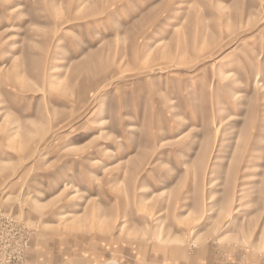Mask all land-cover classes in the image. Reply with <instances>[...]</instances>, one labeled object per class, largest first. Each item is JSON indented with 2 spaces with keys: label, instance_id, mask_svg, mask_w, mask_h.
<instances>
[{
  "label": "rangeland",
  "instance_id": "obj_1",
  "mask_svg": "<svg viewBox=\"0 0 264 264\" xmlns=\"http://www.w3.org/2000/svg\"><path fill=\"white\" fill-rule=\"evenodd\" d=\"M0 264H264V0H0Z\"/></svg>",
  "mask_w": 264,
  "mask_h": 264
}]
</instances>
